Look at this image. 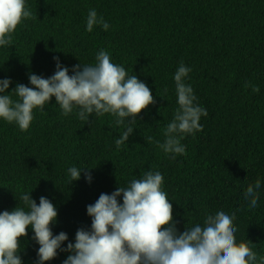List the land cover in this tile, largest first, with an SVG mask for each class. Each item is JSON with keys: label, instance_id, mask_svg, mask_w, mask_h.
Returning <instances> with one entry per match:
<instances>
[{"label": "trees", "instance_id": "16d2710c", "mask_svg": "<svg viewBox=\"0 0 264 264\" xmlns=\"http://www.w3.org/2000/svg\"><path fill=\"white\" fill-rule=\"evenodd\" d=\"M32 17L19 25L12 46L0 48V79L27 86L29 74L48 78L53 57L69 68L95 63L106 50L114 64L144 82L154 103L137 116L134 133L119 148L125 130L110 114L82 121L62 115L53 97L45 110H34L27 131L0 120V211L24 207L20 195L31 192L39 204L47 197L57 208L61 231L75 241L89 229L88 205L101 193L160 171L182 232L203 222L208 213L235 211L236 241L251 242L264 257V187L256 208L244 191L264 182V0H26ZM90 9L111 25L86 31ZM183 62L191 68L186 83L208 116L203 130L186 135V154L172 159L163 142L177 104L174 73ZM12 98L18 99L15 95ZM148 138H151L149 140ZM85 168L70 184L68 169ZM90 171L91 183L85 173ZM122 202V201H121ZM188 222V223H187ZM33 232L20 238L24 264H37ZM67 241L65 242V246ZM60 252L46 264H62Z\"/></svg>", "mask_w": 264, "mask_h": 264}, {"label": "clouds", "instance_id": "9594fccd", "mask_svg": "<svg viewBox=\"0 0 264 264\" xmlns=\"http://www.w3.org/2000/svg\"><path fill=\"white\" fill-rule=\"evenodd\" d=\"M31 17L26 0H0V48L12 46L17 27ZM95 26L104 31L111 27L95 9H90L86 31L92 32ZM53 59L55 73L48 78L30 73L31 87L17 83L9 91L12 80L0 79V120L27 131L34 110L44 111L54 97L64 116L75 113L89 122L93 114L112 115L118 125L125 127L115 145L119 148L128 142L138 114L154 103L150 88L136 75L128 74L125 67L114 64L104 49L96 54L94 64L73 66L71 75L58 56ZM190 72L191 68L181 62L174 73L179 107L167 125L164 141L156 142L172 159L186 154L181 141L186 135L202 131L201 117L208 116L207 110L196 103L192 86L185 82ZM13 95L18 99L14 100ZM85 168L95 167L68 169L70 184L81 178ZM84 178L88 183L93 180L90 171ZM163 185V174L149 169L111 194L101 193L86 208L90 228L78 229L74 242L63 231L53 233L58 211L47 197L41 196L37 204L31 192L22 193L24 207L0 211V264H24L20 238L28 236V229L38 245L37 264L52 261L60 252L68 253L62 264H264V257L253 250L250 241L237 243L236 213L232 209L208 213L202 224L185 225L181 232ZM262 187L264 182L259 178L247 186L244 199L249 201V208L258 206Z\"/></svg>", "mask_w": 264, "mask_h": 264}]
</instances>
